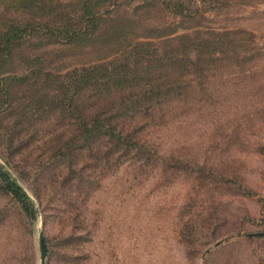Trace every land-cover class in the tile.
Segmentation results:
<instances>
[{
    "label": "trees",
    "instance_id": "16d2710c",
    "mask_svg": "<svg viewBox=\"0 0 264 264\" xmlns=\"http://www.w3.org/2000/svg\"><path fill=\"white\" fill-rule=\"evenodd\" d=\"M74 1L11 0L7 8L32 17L8 18L7 29L0 30V66L11 65L13 52L25 48L31 35L45 37L44 47H57L24 58L23 73H1L0 94L11 105L21 99L15 93L20 87L26 99L18 105L21 118H12L11 124L27 129L11 133L7 142H15L21 152L33 148L30 154L45 155L33 161L37 173L65 159L67 172L74 175L61 171L47 180L53 187L61 177L62 186L71 189L51 196L66 225L71 223L70 237L89 196L81 179L92 164L107 167L112 155L122 159L130 152L147 164L164 161L167 157L156 155L148 136L174 115L228 105L237 93L243 100L247 90L264 95L263 43L247 28L214 27L209 18L216 8L230 6L229 1L127 0L129 9L121 15L120 5L111 0ZM143 18L146 27L140 24ZM172 109L178 112L170 114ZM254 111L246 113L255 117L259 110ZM13 135H18L16 141ZM0 177L26 213L35 214L28 192L2 171ZM250 236L264 238V232Z\"/></svg>",
    "mask_w": 264,
    "mask_h": 264
},
{
    "label": "rangeland",
    "instance_id": "374dc122",
    "mask_svg": "<svg viewBox=\"0 0 264 264\" xmlns=\"http://www.w3.org/2000/svg\"><path fill=\"white\" fill-rule=\"evenodd\" d=\"M10 1L0 0L1 31L8 18L32 17L7 8ZM224 1L230 6L210 13L212 25L247 28L264 45V4ZM111 3L120 5V15L129 9L127 0ZM140 24L148 23L143 18ZM44 41L41 34L31 35L25 48L13 52L12 64L0 66V79L8 69L23 73L24 58L57 49L44 47ZM19 89L15 93L21 99L11 105L0 94V162L31 196L35 214L26 213L0 177V264H40L39 230L46 243L45 264H264V238L250 240V234L264 232V95L247 90L243 100L237 93L228 105L174 115L148 136L156 155L167 157L164 161L147 164L130 152L122 159L112 155L107 167L92 164L81 179L89 196L70 237L71 223L66 225L51 196L71 189L62 186L61 177L53 187L47 184L57 172L74 176L67 162L52 161V167L37 173L33 161L45 155L30 154L33 148L21 152L15 142H7L11 133L27 129L11 124L23 114L18 105L26 102ZM254 109L257 116L246 113Z\"/></svg>",
    "mask_w": 264,
    "mask_h": 264
},
{
    "label": "water",
    "instance_id": "95a60500",
    "mask_svg": "<svg viewBox=\"0 0 264 264\" xmlns=\"http://www.w3.org/2000/svg\"><path fill=\"white\" fill-rule=\"evenodd\" d=\"M0 169L3 170V172L8 175L12 180H14L16 183L19 184V181L17 179V177L15 176V174L9 170V168L0 162ZM37 211H39L38 207H36ZM39 243H40V251H41V260H40V264H45L46 261V255H47V249H46V243H45V239H44V235L42 233L41 230H39Z\"/></svg>",
    "mask_w": 264,
    "mask_h": 264
}]
</instances>
